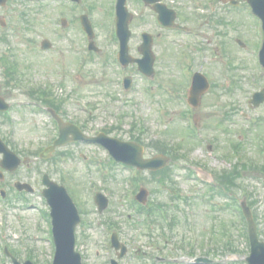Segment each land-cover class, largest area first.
<instances>
[{
    "label": "rangeland",
    "instance_id": "1",
    "mask_svg": "<svg viewBox=\"0 0 264 264\" xmlns=\"http://www.w3.org/2000/svg\"><path fill=\"white\" fill-rule=\"evenodd\" d=\"M105 5L106 0H87L90 10L93 7L91 20L96 31V44L101 51L90 54L82 75L73 79L72 72L77 60H80L79 56L87 47V40L79 28L80 23L74 21L80 12L52 0H30V3L25 0H10L5 9H0V17L8 22L5 30L0 27V96L11 105L12 122L18 131L16 145L21 156L27 151L28 143L34 146L33 151L39 145H45L47 132L53 130L48 118L29 102L25 88H15L11 82L6 85L8 79L5 68L8 63L17 64L22 86L49 89L54 97L66 100L65 112L83 122L85 132L89 135L94 136L101 129L118 128L112 133L113 137L123 141L139 137L141 121L136 117L135 105H140L143 109L141 119H147V123L141 122V126L147 128L146 135H140L141 141L148 143L152 136L156 142L167 141L169 145H183L181 148L186 152L184 160H177L175 165L172 162L168 166L170 169L163 175L165 182L161 180L163 176L152 177L148 172L139 174L136 194L141 187H145L150 192L147 209L153 210L160 204L164 210H168L169 215L163 217L157 211H152L153 215L147 217L146 213H137L136 207L127 202V195L136 189L131 183L133 172L112 164L108 153L102 148L83 143L70 145L60 150L68 153L67 159L54 162L53 158L48 163L33 164L29 169L21 167L12 175L5 174L3 181H0V189H5L7 198L10 197L9 207L5 211L0 201V252L7 246L9 251L17 253L16 258L22 263L28 259L35 264H51L50 259L55 250L45 240L48 226L40 218L41 210H48L41 197L44 189L42 177L48 173L52 180L66 186L70 193L71 190L74 191L73 197L84 213V226L77 231L78 250L83 253L84 264H107L111 257L108 249L110 223L118 224L120 241L129 249L121 264H154L145 260L141 251L152 254L157 251L169 259L170 263L174 260V264H189L192 257L187 255L190 249L186 243H194L195 240L200 241L196 254H199L198 249L213 248L217 252L216 259L221 261L224 259V250L220 243L224 240L225 229H233L230 233L237 251L246 254L248 244L243 233L240 234L246 225L241 217H238L237 212L232 214L228 210L219 211L211 204L238 207L237 201L243 198L241 192L246 190L256 198L254 208L259 212V220L264 229V175L251 167V163L256 166L264 163V154L261 155L258 145V140L264 137L259 134L258 128L242 117V113H247L253 119H264V104L255 111L250 110L248 105L252 95L264 88V77L258 74L259 70L257 71L248 48L243 49L235 44L236 39H240L248 47L254 45L256 40L252 38V30L250 29L251 37H248L235 24L239 18L236 15L233 18L227 15L230 26L214 24L218 31L216 43L220 45L225 37L230 42L229 55L220 56L216 52L206 64L205 73L210 78L212 90L203 98L202 105L197 110L202 140L195 142L188 132L191 120L189 123L183 116L186 113L184 105L176 102H165L164 105V101L170 100L164 93H159V90L155 98L150 97L145 81L137 75L135 64L130 69L135 81L134 91L126 95L118 87L119 75L109 60L115 46L107 42L109 32H112L107 26L112 25L102 22ZM61 15H66L69 21L68 27L63 30L60 27ZM143 27L146 25L139 22L131 25L135 35L131 51L134 56L138 54V34ZM242 36L246 38L243 39ZM1 37H6L8 43L3 42ZM45 39L53 44L50 51L41 49V42ZM176 41L169 35L157 40L155 67L159 79L179 89L184 86V82L180 81L179 71L184 62L179 57L182 50L174 45ZM176 49L179 50L175 53ZM196 65L193 62V68ZM75 97L79 98L80 103H73ZM29 107L32 108L28 109ZM79 107L84 108V112H79ZM160 107H166L168 111L163 117L158 115ZM118 112H124V123L119 122L116 117ZM134 123H137L135 131ZM9 128L13 127L7 122L6 116L0 113V132L4 140L12 137L8 134ZM233 146L239 147V150L235 151ZM231 150L235 153L224 157ZM154 154L156 152L152 148L146 149V157ZM98 162L105 166V173L98 172ZM235 165H238L240 178L237 181L239 187L230 192L233 199L217 195L210 197L208 188L211 183H216L215 174L229 173ZM199 175L207 184L197 181ZM16 182L29 184L35 189V194L25 196L26 201L32 204L30 210L16 196ZM97 192H103L109 198V207L102 214L98 212L93 200ZM173 194L180 196L181 200L171 198ZM184 200L194 207L183 203ZM178 205L185 213H180V209L176 208ZM174 216L177 222L170 229L168 222ZM42 217L46 218L44 211ZM152 219L154 221L149 225L148 222ZM209 240L214 241L212 247L207 245ZM7 261V264H13L11 259Z\"/></svg>",
    "mask_w": 264,
    "mask_h": 264
},
{
    "label": "water",
    "instance_id": "2",
    "mask_svg": "<svg viewBox=\"0 0 264 264\" xmlns=\"http://www.w3.org/2000/svg\"><path fill=\"white\" fill-rule=\"evenodd\" d=\"M84 25L89 30L90 36H93L91 26L88 22H84ZM50 45L46 42L44 48H49ZM148 53L147 50L144 51ZM145 63V62H144ZM3 109V108H2ZM67 136H63L61 140L57 141L55 147L61 146L69 141L66 140ZM76 139L88 140L85 137L75 135ZM92 140V139H89ZM95 142H101L108 147L115 157L119 160H123L129 164H137L142 169L158 170L164 166V159L155 158L153 160H143V149L135 146L134 144H123L116 140H111L105 136L92 140ZM129 150H123V149ZM46 185L49 190L46 191L45 195L49 199L51 206L53 207V217L55 225V240L57 245V255L55 264H81L80 256L74 251L75 248V229L79 224V216L75 205L71 198L67 194L64 187H59L54 183L50 182L47 177L45 179ZM144 196L141 195L138 199L144 201ZM100 209L103 210L107 206L106 200L100 195L96 198ZM118 248V246H117Z\"/></svg>",
    "mask_w": 264,
    "mask_h": 264
},
{
    "label": "flooded vegetation",
    "instance_id": "3",
    "mask_svg": "<svg viewBox=\"0 0 264 264\" xmlns=\"http://www.w3.org/2000/svg\"><path fill=\"white\" fill-rule=\"evenodd\" d=\"M131 5L134 8V20L147 23L149 20L153 22V19L157 16L154 11V4L146 6L142 0H130ZM196 3L188 9L183 8L179 0H161V3L166 5L168 9L173 10L177 16V22L180 25L189 27L187 33L176 31L175 29L163 28L164 34H159L158 38H164L165 36L178 35L180 37L191 36L194 40H202V44H195L194 51L196 53L202 52L205 55L210 56L213 52H216V36L217 30L214 24L227 25L231 24L227 20L228 17L233 18L234 15L239 18L235 21V24L248 33V27L243 19V12L246 10V4L242 0H235L232 3L236 4L233 7L230 0H195ZM222 1L224 3H222ZM139 12V13H138ZM193 13L192 18L190 14ZM81 15V14H80ZM80 15L77 17L79 18ZM158 48V47H157Z\"/></svg>",
    "mask_w": 264,
    "mask_h": 264
}]
</instances>
